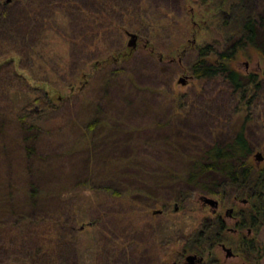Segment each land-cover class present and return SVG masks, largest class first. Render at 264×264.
<instances>
[{"label":"rangeland","instance_id":"374dc122","mask_svg":"<svg viewBox=\"0 0 264 264\" xmlns=\"http://www.w3.org/2000/svg\"><path fill=\"white\" fill-rule=\"evenodd\" d=\"M139 3L143 16L137 26L129 22H135V15L124 11L112 21L96 22V28L92 29L88 19L83 20L78 12L69 10V16L58 7V15L50 22L52 30L44 36L30 35L32 43L38 46L29 58L21 62L13 51L14 45H6L15 62L3 60L0 64V110L10 114L37 97L49 102L50 108L37 119L39 127L16 125L7 129L5 126L2 132L10 140L33 136L31 139L39 147L47 149L45 156H56V151L66 153L90 118L100 119V126L93 132L94 147H85L86 150L79 147L80 150L64 158L69 164L65 168L74 180L84 178L91 171L95 175L110 171L116 163L112 159L115 155L128 157L126 165L117 169L121 177L115 176L111 181L96 177L94 183L102 186L99 188L121 190L119 199L100 191L88 193L79 189L77 192L75 208L82 218L76 233L77 264H96V254L109 253L111 241L116 245L114 253L109 254V264H172L173 261L189 264L184 255L192 251L186 246V237L215 219L224 220L227 228L223 231L224 244L232 249L234 256L226 257L225 251L214 244L198 253L203 254L205 264H264V259L248 261L239 250L244 237L253 238L264 247V225L258 231H248L245 227L232 231L240 220V209L250 206L246 197H234L230 193L212 195L186 183L165 187L143 182L156 176L159 169L173 166L178 169L174 164L179 161L178 154L172 153L170 146H161L160 140L167 138L176 144L183 141L181 132L192 133L186 134L187 139H196L202 145L226 140L238 115L241 124L251 117L246 129L252 143L248 162L258 169L264 168V57L249 46L238 50L230 61L225 60L241 75L255 76V84L263 86L260 98L252 106L255 109L246 105L250 95L238 104L236 94L237 100L232 102V91L225 78L218 75L196 78L191 70L198 60L218 65L221 54L231 53V43L225 39L222 24L227 17L223 0H140ZM258 6V11H264V0ZM92 8L95 12V7ZM130 33L136 35L135 46L129 45ZM204 47L212 51L200 57L199 50ZM116 70L119 74L106 82L107 76ZM249 88L254 90V84H249ZM6 95L10 96L11 104L5 101ZM38 107L34 105V109L39 110ZM88 112L91 115L82 118ZM71 119L79 122V131L67 126ZM0 122H4L2 118ZM2 132L0 167L10 174L11 166L4 165L6 155H16V151L1 147L6 142ZM50 136L57 140V148L47 147ZM101 157H108L103 165L97 159ZM32 173L30 177L20 171L16 175L15 171L12 180L19 181L16 186L27 187L33 179L38 184L50 185L64 176L61 170L40 173L33 169ZM4 177H0L3 191L11 182L5 177L4 183ZM184 191L186 197L178 199L177 195ZM17 194L22 196L12 202H23L22 207H29L25 195L16 191L14 196ZM201 196L217 200L215 212ZM230 208L237 219L228 217L226 211ZM27 211L30 210H24ZM14 213L0 211V220L14 219ZM12 264L22 263L17 259Z\"/></svg>","mask_w":264,"mask_h":264},{"label":"trees","instance_id":"16d2710c","mask_svg":"<svg viewBox=\"0 0 264 264\" xmlns=\"http://www.w3.org/2000/svg\"><path fill=\"white\" fill-rule=\"evenodd\" d=\"M139 1L0 0V57L2 58H0V64L3 60L15 62L14 57L11 58L7 47H5L6 45H14L13 51L21 59V62L27 57L29 58L38 46L32 43L33 38L30 35L33 34V37H35V34L41 35L42 33L44 36L47 31L52 30L53 26L50 22L58 15L59 10L66 12L69 16L71 15L69 10L78 12L83 20L88 19L92 29L96 28V22L112 21L110 19H115L119 13L121 16L122 12L127 11L129 15L132 14L136 17L134 18L135 22L129 21L130 24L137 26L143 16L140 11L142 4ZM223 2L227 7V17L223 19L222 24L225 28V39L228 43H231V53L228 55L221 54V61L218 65L210 64L204 59L198 60L191 66V70L196 78L222 76L227 81V86L231 89L230 92L232 91L231 93L228 91L232 102L237 100L236 94H238V104L250 95V99L245 101L246 105L251 108L255 106L254 101H258L260 98L259 91L263 87L262 84H255V76L241 75L238 71L232 69L227 61H230L238 50L246 49L249 46H252L260 56L264 57V11H258L260 0H223ZM93 6L95 12L92 10ZM129 29L131 28L129 27ZM211 51L209 47L201 48L199 56L204 57L210 54ZM225 60L227 61L225 62ZM118 71L111 72V75H108L105 81L108 82L110 77L114 78V75L119 74ZM10 81L12 80L10 79ZM251 83L255 86L254 90L249 88ZM239 98L241 99L239 100ZM4 99L11 104L9 95L4 96ZM34 105H38L39 110L34 109ZM49 108V102L37 97L33 102H26L22 107L17 108V111H11L10 114L0 110V118L4 121L0 122V133L5 126L7 129L16 125H29L31 129L36 126L39 127L40 124H36L37 119L42 118V112ZM89 115L91 114L88 112L82 118H87ZM250 118L249 116L245 123L241 124V118L238 115L236 123L229 130V136L226 140H213L202 145L200 141H195L196 139H187L186 134L192 133L186 132L184 134L181 131L183 141L177 142L178 144H174L173 141L167 138L160 140L161 146H170L171 152L178 154L179 161L174 162L178 169L175 170L174 166L170 164L168 166H173V168L159 169L156 176H152L148 181L143 182H147L146 184L155 183L157 186L165 187L166 185L169 187L178 185V183H186L197 186L200 190L212 195L230 193L234 197H246L250 201V206L241 209L239 212L240 222L238 226L240 228L249 227L258 231L264 225V168L258 169L248 162L252 152V143L246 134L247 122ZM74 120L71 119L67 126L79 131L80 124L79 122L74 123ZM100 124V119L90 118L83 126L82 134L79 135L78 139L76 136L75 140H72L68 145L69 149L66 153L56 151V156H45L47 149L42 148L43 146L39 147L37 142L31 139L33 136L31 138L25 136L23 139L10 140L7 133L2 132L1 135L6 142H2L4 144L1 147L15 150L16 155H6L7 160L4 165L11 166L10 174L6 169L1 170L0 167V177H9L11 180L10 186L4 191L0 186V204H2L0 211L9 212L10 215L12 212L18 213H14L15 218H11L9 221L2 222L0 220V264H12L17 259L22 264H77L76 233L79 231L78 223L82 219L77 215L75 208L77 196H79L77 192L79 189L87 190L88 193L90 191H100L106 194L107 197L111 195L110 197L115 196V199H119L121 190L118 191L115 190L116 187L109 186L99 188L102 186H95L94 183L96 177L106 181L113 180L115 176L121 177L122 175L117 169L124 167L126 165L124 162L128 161V157L117 158L115 155L112 159L115 160L116 167L114 165V168L105 171L104 174L95 175L91 171L80 180H74L69 176L70 173L65 168L69 165L68 161L64 160L65 156L77 152L80 150L79 147H81V150H86L85 147L91 149L96 141L93 132L98 129ZM176 126L177 129H181L178 125ZM25 130L31 131L26 127ZM56 142L57 140H53L50 136L46 145L47 147L54 146L57 148ZM2 156L0 155V158ZM57 158L58 160H55ZM97 159L103 165L108 157ZM33 169H38L40 173L61 170L64 172V176L60 181H54V184L51 183L50 185L45 184V182L38 184L33 179V182L27 183V187L25 185L16 186L19 181L12 180L15 171L16 175L20 171L23 175H30L31 177ZM5 177L2 178L4 183L6 182ZM16 191H20L25 195L29 207H22L23 202H12L22 196L17 194V197H15ZM183 193L177 195L178 199L186 197V192ZM27 208L30 211L24 212ZM10 221L12 222L8 224ZM213 221L209 226L204 225L198 232L196 231L190 234L188 238L186 237V246H189L191 251L201 252V248L211 247L217 242L225 240L224 222L219 219ZM29 243H31V246H27ZM110 245L109 253L98 252L96 254L97 258L94 260L96 264H109V254L114 253L112 250L116 244L111 241ZM239 245V250L244 253L248 261L264 259V247L255 239L244 237ZM24 246H27L25 252ZM116 247H119V243Z\"/></svg>","mask_w":264,"mask_h":264},{"label":"flooded vegetation","instance_id":"af4514ba","mask_svg":"<svg viewBox=\"0 0 264 264\" xmlns=\"http://www.w3.org/2000/svg\"><path fill=\"white\" fill-rule=\"evenodd\" d=\"M243 201V200H242ZM248 201V200H247ZM243 202H246V200H244ZM211 206V205H210ZM217 206L215 205V206H212V210L215 212L216 211V208ZM174 209L175 210H177L178 209V206L177 205H175V207H174ZM243 210V209H242ZM240 211H241V209H240ZM239 211V212H240ZM227 215H228V217H230V218H234V219H237L238 218V216H237V218L235 217V215L233 214V212H232V208H230V209H228L227 211ZM239 217H240V215H239ZM220 218V217H219ZM240 219V218H239ZM222 221L224 222V220L222 219ZM239 222H240V220L237 222V228H233V232H236V230L238 229V228H240L239 226H238V224H239ZM224 226H225V224H224ZM224 229L226 230L227 228H225L224 227ZM248 231H250V229L251 228H249V227H247L246 228ZM224 230V231H225ZM216 244H218L224 251H225V256L226 257H232V256H234V253H233V251H232V249H230V248H228V249H230V251H227L226 249H227V245H225L224 244V241H220V242H217ZM211 251V250H210ZM210 251L208 252V253H210ZM198 253H201V252H198V251H192L190 254H186V255H184V257H185V260H186V262H188L189 264H194V262L195 263H197V264H203L204 263V261H203V259H204V256H203V254H198ZM188 256H193V257H190V258H188ZM172 264H177V261H173V263ZM205 264V263H204Z\"/></svg>","mask_w":264,"mask_h":264},{"label":"water","instance_id":"95a60500","mask_svg":"<svg viewBox=\"0 0 264 264\" xmlns=\"http://www.w3.org/2000/svg\"><path fill=\"white\" fill-rule=\"evenodd\" d=\"M6 1H10V0H6ZM130 37H131V40L129 41V45L131 46H135V39H136V35L133 34V33H130ZM257 157L259 159L260 157V154H257ZM200 199L204 202V203H207L211 206H215L217 204V200L213 199V198H210V197H206V196H201ZM227 251H230V249H226ZM190 257H193V256H188V258Z\"/></svg>","mask_w":264,"mask_h":264}]
</instances>
